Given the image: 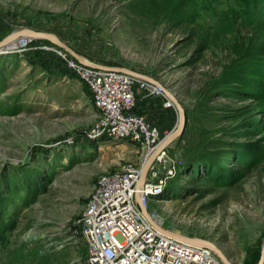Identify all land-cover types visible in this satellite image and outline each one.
Instances as JSON below:
<instances>
[{
    "label": "rangeland",
    "instance_id": "rangeland-1",
    "mask_svg": "<svg viewBox=\"0 0 264 264\" xmlns=\"http://www.w3.org/2000/svg\"><path fill=\"white\" fill-rule=\"evenodd\" d=\"M19 28L54 32L88 60L147 74L174 93L186 123L164 157L176 173L146 202L148 211L164 227L214 242L233 264L258 262L264 0H0V39ZM13 46L0 53V194L9 177L18 189L2 198L0 264H86L84 240L69 226L101 176L140 169L149 153L137 142L93 135L102 116L67 65L74 58L43 41ZM134 88L133 113L142 115L138 101L151 94L177 113L173 103L164 106V93ZM144 119L159 142L172 131ZM205 147L232 152L214 166L199 161L200 173L185 172L187 155L199 158Z\"/></svg>",
    "mask_w": 264,
    "mask_h": 264
},
{
    "label": "built area",
    "instance_id": "built-area-1",
    "mask_svg": "<svg viewBox=\"0 0 264 264\" xmlns=\"http://www.w3.org/2000/svg\"><path fill=\"white\" fill-rule=\"evenodd\" d=\"M23 42V43H21ZM28 42L21 39L20 45ZM69 68L87 84L92 104L102 116L93 129L94 136L111 140L126 139L153 151L160 140V132L151 127L144 116L132 112L134 85L139 84L162 95L152 83L124 72L96 68L67 60ZM165 107L172 106L167 99ZM163 151L150 166L140 193L146 202L161 196L163 180L176 173L174 164L165 167L169 158ZM164 167L165 177H161ZM140 169H128L103 175L93 188L82 215L69 228L84 240L86 264H222L213 252L181 242L155 229L142 215L136 201L135 185Z\"/></svg>",
    "mask_w": 264,
    "mask_h": 264
},
{
    "label": "water",
    "instance_id": "water-1",
    "mask_svg": "<svg viewBox=\"0 0 264 264\" xmlns=\"http://www.w3.org/2000/svg\"><path fill=\"white\" fill-rule=\"evenodd\" d=\"M21 39H27L28 41H32V40L43 41L49 43L51 45L57 46L60 49H62L64 52H66L68 55H70L80 64L87 65L90 67L108 68L111 70L124 72L134 77L149 81L163 91V93L173 103L177 111L178 121L174 129H172V131H170L167 135H165V137L162 138V140L158 143L155 149L151 151L145 158L140 168V172L135 185L137 189L135 193V201L142 215L145 217V219L159 232L168 235L174 239H177L181 242L209 249L211 252L215 254V256L220 260L222 264H233V262L228 259V257L224 254V252L214 242L206 238L187 235L179 230H171L170 228L164 227L161 222L154 220L143 200V195L139 191V189L142 188L145 182L148 170L151 164L154 162L155 158L158 155H160L164 151L165 147L168 146L175 138L180 136L185 128V123H186L185 110L181 102L175 96V94L172 93L167 88H165L157 79H154L153 77L147 74L134 71L124 66L102 65L88 60L83 54L77 52L76 50L68 46V44H66L63 40H61L59 36L54 32L35 30L31 28L16 29L11 33H9L8 35H6L5 37H3L2 39H0V53L6 52L7 49L14 47L13 45L14 44L17 45L18 42L21 41ZM164 166L171 167L172 166L171 159H169L168 162L164 164ZM163 170L164 167H161V172H163ZM256 264H264V240L262 242L260 249V256Z\"/></svg>",
    "mask_w": 264,
    "mask_h": 264
},
{
    "label": "crops",
    "instance_id": "crops-1",
    "mask_svg": "<svg viewBox=\"0 0 264 264\" xmlns=\"http://www.w3.org/2000/svg\"><path fill=\"white\" fill-rule=\"evenodd\" d=\"M134 89L136 94L141 92L137 87ZM136 111L142 113L151 125L158 127L163 133L169 129H173L176 124L177 113L175 110L173 108H164L163 99L156 95L151 94L145 99L139 100ZM77 237L80 236L78 235Z\"/></svg>",
    "mask_w": 264,
    "mask_h": 264
},
{
    "label": "trees",
    "instance_id": "trees-1",
    "mask_svg": "<svg viewBox=\"0 0 264 264\" xmlns=\"http://www.w3.org/2000/svg\"><path fill=\"white\" fill-rule=\"evenodd\" d=\"M259 88L262 90V94H261L262 97H264V80H261V85L259 86ZM248 127H250V126H248ZM251 128H247V129L241 130L239 133H250L252 131ZM254 128H256V126L253 125V129ZM225 149H227V148H225ZM225 149L223 150V152L220 153V152H215L214 150L211 149V147H208V150L206 148V150H204V152H202V154H201V156L199 158H191V155H187V159H186V164L187 165L185 166V167H187L186 168L187 171H185V172H187L188 174H190V173H200L201 170L199 168H197V165L200 163L199 161H202V160L206 161V165L211 164V166H214V163L219 161L220 158L222 159L225 155H227L230 152H232V150L225 151ZM214 156L215 157H219V158L217 159ZM20 171L23 173V169L20 170ZM27 173H29V171L27 169H24V174L27 175ZM212 173H213V171L211 170V174ZM36 179L37 178L35 177V180ZM26 180H28V178ZM14 183H18V180L15 179V177H9L7 179V182L5 183L7 186L3 185V187H4L3 188L4 189L3 193L0 194V207L4 205V204H2V201H3L2 198H5L7 195L14 194L17 191L18 188H17V186L14 187V185H15ZM30 183H31V186H34L36 184V183L35 184L32 183V178L30 180Z\"/></svg>",
    "mask_w": 264,
    "mask_h": 264
},
{
    "label": "bare ground",
    "instance_id": "bare-ground-1",
    "mask_svg": "<svg viewBox=\"0 0 264 264\" xmlns=\"http://www.w3.org/2000/svg\"><path fill=\"white\" fill-rule=\"evenodd\" d=\"M21 43H23V42H21ZM14 48H15V47H14ZM2 53H4V52H2ZM140 189H141V188H140ZM152 217H153V216H152ZM153 219H154V220H156V221H158V220H157V219H155L154 217H153ZM159 222H160V221H159Z\"/></svg>",
    "mask_w": 264,
    "mask_h": 264
}]
</instances>
